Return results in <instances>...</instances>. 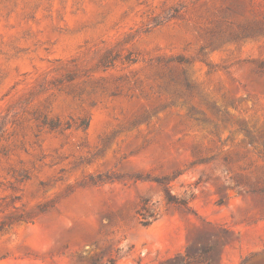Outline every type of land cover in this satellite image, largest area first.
I'll return each instance as SVG.
<instances>
[{
    "label": "rangeland",
    "instance_id": "obj_1",
    "mask_svg": "<svg viewBox=\"0 0 264 264\" xmlns=\"http://www.w3.org/2000/svg\"><path fill=\"white\" fill-rule=\"evenodd\" d=\"M174 261L264 264V0H0V264Z\"/></svg>",
    "mask_w": 264,
    "mask_h": 264
},
{
    "label": "trees",
    "instance_id": "obj_2",
    "mask_svg": "<svg viewBox=\"0 0 264 264\" xmlns=\"http://www.w3.org/2000/svg\"><path fill=\"white\" fill-rule=\"evenodd\" d=\"M203 251L205 252V251H207V249H203ZM247 262H249L248 260H246L245 261V263H247ZM175 263V261L174 262H172V264H174Z\"/></svg>",
    "mask_w": 264,
    "mask_h": 264
}]
</instances>
